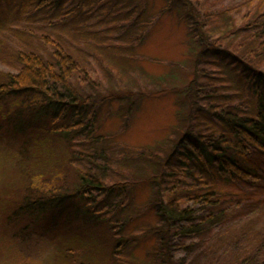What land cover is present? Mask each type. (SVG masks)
Listing matches in <instances>:
<instances>
[{
    "label": "trees",
    "instance_id": "obj_1",
    "mask_svg": "<svg viewBox=\"0 0 264 264\" xmlns=\"http://www.w3.org/2000/svg\"><path fill=\"white\" fill-rule=\"evenodd\" d=\"M74 1L8 0L0 7V32L13 30L20 37L13 52L5 51L15 71H0V96H30L24 107L35 106L42 111L35 110L36 116L46 117L33 136L37 160L27 163L37 169L24 185L20 207L41 211L76 194L86 205L106 209L110 214L104 217L111 221L128 205L130 187L147 183L151 195L127 216L148 209L153 222L136 224L125 237L120 232L125 224L119 223L120 231L112 227L95 252L82 244L66 246L58 259L63 264H177V254L185 252L180 264H264V0L233 19L216 9L215 0H164L157 15L174 10L179 19L186 17L191 52L196 50L197 57L210 52L208 63H218L222 73L212 78L197 73L187 82L186 121L174 141L156 149L115 142L133 152L119 154L123 168L111 179L98 173V158L104 154L106 163L113 162V154L104 144L107 136L93 133L94 102L75 85L96 89L102 80L82 51L93 39L91 55L101 62L108 45H122L109 43L114 36L124 41L129 37L125 27L136 23L142 33L150 17L137 22L146 6L140 1ZM57 4L59 14L49 17ZM8 9L16 12L7 17ZM68 20L83 23L88 46L66 42L61 25ZM137 30L133 43L142 37ZM83 106L90 108L84 113ZM56 141L59 152L53 149ZM130 159L139 160L137 171L124 167ZM82 219L97 223L88 215ZM253 219L260 227L242 231L243 223ZM139 237L152 241L146 256L152 263L126 251Z\"/></svg>",
    "mask_w": 264,
    "mask_h": 264
},
{
    "label": "rangeland",
    "instance_id": "obj_2",
    "mask_svg": "<svg viewBox=\"0 0 264 264\" xmlns=\"http://www.w3.org/2000/svg\"><path fill=\"white\" fill-rule=\"evenodd\" d=\"M7 1L0 0V7ZM134 1L146 4L143 13L137 17V22L140 19H148L149 16L148 24L143 26L142 33L138 32L137 23L125 27L129 37L120 41L114 36L109 43L114 41L122 45H108V48L102 51L105 57H101L103 58L101 62L92 57L93 39L92 44H88L84 39L86 34L81 28L83 23L80 20L77 22L68 20L61 25L66 42L71 47L77 45L75 42L89 45L90 48L83 46L82 56L89 57V65L95 66L98 76L102 79L96 89L90 85L82 86L79 83L75 85L82 93L89 94L94 102L95 123L92 129L95 128V132L93 133L109 138L105 137L104 144L109 146L107 148L113 154V158L109 159L113 162L106 163L103 154L98 158L100 166L98 173L103 177L107 175L110 179L119 176L118 173L123 168L120 164L123 158L119 154L123 151L126 154L133 152L130 148H121L115 142H125L137 148L147 146L156 149L159 144H167L173 138L179 137L181 133L179 135L178 133L184 127L186 121L184 116L188 110V101H185L186 97L183 95L187 82L197 73L208 74L209 78L222 73L217 66L218 63L213 65L208 63L212 60L211 55H208L210 52L200 57L194 54L196 50L191 52L192 45L187 35L186 17L179 19L178 13L174 10H165L157 15L165 4L164 0ZM60 2L62 3V0ZM260 2L259 0H215L212 4L217 10L225 11L226 17L233 19V16L239 17L251 8H257ZM69 3H64V7ZM261 5L264 7V1ZM59 11L60 7L57 4V7L50 10L47 15L52 17L56 13L59 14ZM13 12L16 11L8 9L7 17ZM136 30L142 37L133 43L132 34L136 33ZM18 40L20 37L17 36L16 31L1 30L0 71H15L5 53L13 52ZM87 50L90 53H87ZM105 64L110 69L106 68ZM29 97L21 95L14 100L10 95L0 96V264H63L58 256L66 246L75 248L74 246L82 244L86 249L90 248L95 252L99 244H103L106 238L109 239L108 231L112 227L118 230L122 227H119L120 225L125 224L121 231L119 229L125 237L126 231L136 224L144 220L153 222L155 215L148 209L140 210L141 214L132 219L127 216L134 214L135 204L141 205L151 195L147 183H138L130 187L129 193L132 197H129L128 205L122 206L118 214L112 215L115 216L112 222L104 217L110 214L106 209H96L91 204L86 205L76 194L65 196L64 199L59 198L60 201L56 203H48L41 211L20 207L24 196V185L37 169H33V165L27 163L31 159L37 160L36 153L34 154V150L37 149L33 147V136L39 132V123L46 121L45 116L38 117L42 111L39 112L35 106L24 107L22 103ZM131 102H133L132 108ZM83 107L84 113L90 108ZM130 108L132 110L129 112ZM35 110L38 112L37 116ZM54 146L55 152L62 149H58L57 141ZM128 161L124 167L133 168L135 171L139 169V160ZM136 161L138 163H135ZM113 163L117 171L113 170L111 166ZM134 173L139 174V172ZM125 175L122 173L120 177L125 178ZM111 200L115 203L117 197ZM102 204L101 202L100 205ZM84 215L96 219L97 223L93 225L86 223L82 219ZM260 223L263 224L264 220ZM254 225L260 227L257 225V219L245 221L242 231H251ZM91 240H95L96 243ZM152 244L150 238L139 237L135 243L128 245L126 251L149 261V258L146 259L147 248ZM186 255L185 252H179L177 256L181 261L179 260L177 264L184 262L188 256Z\"/></svg>",
    "mask_w": 264,
    "mask_h": 264
}]
</instances>
